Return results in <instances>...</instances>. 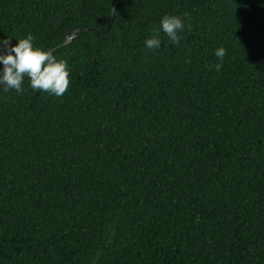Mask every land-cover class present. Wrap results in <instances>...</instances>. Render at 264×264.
<instances>
[{"label":"trees","instance_id":"1","mask_svg":"<svg viewBox=\"0 0 264 264\" xmlns=\"http://www.w3.org/2000/svg\"><path fill=\"white\" fill-rule=\"evenodd\" d=\"M28 34L71 84L0 91V264H264V0H0Z\"/></svg>","mask_w":264,"mask_h":264},{"label":"clouds","instance_id":"2","mask_svg":"<svg viewBox=\"0 0 264 264\" xmlns=\"http://www.w3.org/2000/svg\"><path fill=\"white\" fill-rule=\"evenodd\" d=\"M184 31V19L165 15L153 38L144 41L145 47L150 51L160 50L162 46L160 32L167 37L168 45L178 46ZM12 41L0 40V91L22 94L25 80H28L33 92H44L62 98L71 84L67 62L57 59L55 49L45 50L36 47L31 34L24 38L17 37L15 46L12 45ZM227 54L225 48L217 49L214 55L220 63L210 67L219 71Z\"/></svg>","mask_w":264,"mask_h":264},{"label":"water","instance_id":"3","mask_svg":"<svg viewBox=\"0 0 264 264\" xmlns=\"http://www.w3.org/2000/svg\"><path fill=\"white\" fill-rule=\"evenodd\" d=\"M115 7H116V4L113 6V8L111 10V13L109 15V18H108V21H107V25H106V29L104 30L105 33L109 31V29H110V27L112 25V22H113V19H114V16H115ZM85 30L86 29H74V30H72L71 33H72L73 36L69 37L67 42L71 41L76 33L83 32Z\"/></svg>","mask_w":264,"mask_h":264}]
</instances>
